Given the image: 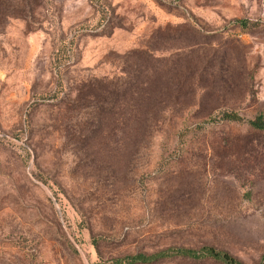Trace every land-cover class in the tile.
I'll return each mask as SVG.
<instances>
[{
    "label": "rangeland",
    "instance_id": "1",
    "mask_svg": "<svg viewBox=\"0 0 264 264\" xmlns=\"http://www.w3.org/2000/svg\"><path fill=\"white\" fill-rule=\"evenodd\" d=\"M6 2L0 264H257L264 129L221 112L264 119V0Z\"/></svg>",
    "mask_w": 264,
    "mask_h": 264
},
{
    "label": "trees",
    "instance_id": "2",
    "mask_svg": "<svg viewBox=\"0 0 264 264\" xmlns=\"http://www.w3.org/2000/svg\"><path fill=\"white\" fill-rule=\"evenodd\" d=\"M2 2L3 8H10L9 3L6 0H0ZM31 0H22V6H20V11H28V6ZM237 22L240 25H244L246 20L239 19ZM221 117L226 120H244L249 126L255 129H264V119L261 113L255 114L252 118L243 119L235 111L227 110L221 112ZM172 256H184L192 260H204L210 259L220 264H245L238 257L234 256L227 250L217 248L213 245L203 244L198 247L189 246H171L166 247L161 250L152 253H142L137 252L134 254L126 255L121 259H115V263H149L155 259L172 257ZM257 264H264V252L259 255Z\"/></svg>",
    "mask_w": 264,
    "mask_h": 264
}]
</instances>
